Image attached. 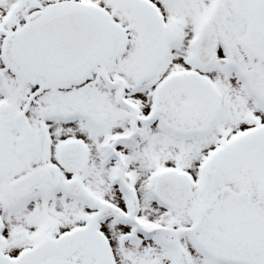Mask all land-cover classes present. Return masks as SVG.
Masks as SVG:
<instances>
[{
    "label": "snow or ice",
    "instance_id": "6c2138e0",
    "mask_svg": "<svg viewBox=\"0 0 264 264\" xmlns=\"http://www.w3.org/2000/svg\"><path fill=\"white\" fill-rule=\"evenodd\" d=\"M0 264H264V0H0Z\"/></svg>",
    "mask_w": 264,
    "mask_h": 264
}]
</instances>
